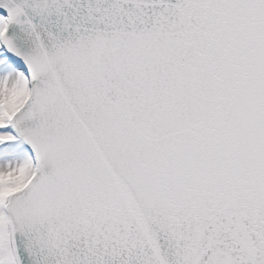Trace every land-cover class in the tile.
<instances>
[{"label": "snow or ice", "instance_id": "obj_1", "mask_svg": "<svg viewBox=\"0 0 264 264\" xmlns=\"http://www.w3.org/2000/svg\"><path fill=\"white\" fill-rule=\"evenodd\" d=\"M0 264H264V0H0Z\"/></svg>", "mask_w": 264, "mask_h": 264}]
</instances>
